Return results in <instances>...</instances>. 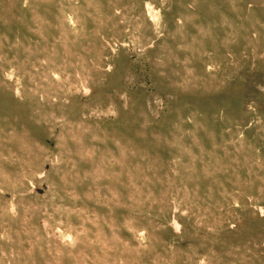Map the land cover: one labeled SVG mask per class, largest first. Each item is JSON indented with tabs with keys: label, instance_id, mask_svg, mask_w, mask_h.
<instances>
[{
	"label": "rangeland",
	"instance_id": "rangeland-1",
	"mask_svg": "<svg viewBox=\"0 0 264 264\" xmlns=\"http://www.w3.org/2000/svg\"><path fill=\"white\" fill-rule=\"evenodd\" d=\"M0 264H264V0H0Z\"/></svg>",
	"mask_w": 264,
	"mask_h": 264
}]
</instances>
